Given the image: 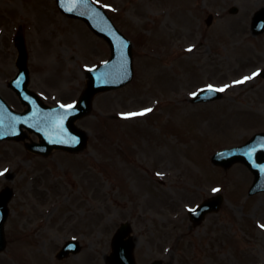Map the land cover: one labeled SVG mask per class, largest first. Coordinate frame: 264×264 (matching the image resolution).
<instances>
[{
    "label": "rangeland",
    "instance_id": "374dc122",
    "mask_svg": "<svg viewBox=\"0 0 264 264\" xmlns=\"http://www.w3.org/2000/svg\"><path fill=\"white\" fill-rule=\"evenodd\" d=\"M95 1L133 41L135 76L96 96L78 122L90 138L80 153L44 157L0 141V190L15 191L0 264H106L127 220L138 264H263L264 192L248 194L254 174L245 164L225 169L211 157L264 131V32H252L264 0ZM19 33L30 85L50 105L75 102L85 69L110 56L108 43L55 0H0V93L17 110L24 106L8 82ZM209 85L223 97L193 103ZM216 193L220 211L192 226L188 209ZM72 238L82 250L58 259Z\"/></svg>",
    "mask_w": 264,
    "mask_h": 264
},
{
    "label": "water",
    "instance_id": "95a60500",
    "mask_svg": "<svg viewBox=\"0 0 264 264\" xmlns=\"http://www.w3.org/2000/svg\"><path fill=\"white\" fill-rule=\"evenodd\" d=\"M58 2L63 11L83 18L97 34L106 38L112 46V56L104 64L88 70L89 79L86 89L76 105L72 108L62 105L50 107L28 87L30 73L27 66V51L23 39L18 38L19 72L10 85L29 108L25 112H17L0 96V139L23 140L27 136L24 128H27L31 132H36L41 138L40 142H27V148L44 155L50 154L55 148L68 151L82 150L87 145L88 138L87 133L76 126V120L91 111L92 100L96 93L120 87L129 82L134 74L132 43L102 8L88 0H58ZM232 11L237 9L233 8ZM253 27L256 32L264 30V9L256 15ZM220 96L221 93L217 90L208 89L199 92L195 101ZM263 148L264 134H257L244 146L215 154L213 161L225 167L237 160L246 162L256 173V181L250 191L253 193L264 189V157L258 155ZM11 195L10 188L0 194V250L6 246L4 224L9 212L7 203ZM221 202L222 196L206 201L193 211L195 214L198 213L193 219L199 222L208 211L218 210ZM129 232V224H123L119 229L113 240L114 251L108 264H136L133 255L134 241L131 237L126 238ZM79 249L78 243L69 242L58 255L64 257L71 251L77 252Z\"/></svg>",
    "mask_w": 264,
    "mask_h": 264
},
{
    "label": "snow or ice",
    "instance_id": "6c2138e0",
    "mask_svg": "<svg viewBox=\"0 0 264 264\" xmlns=\"http://www.w3.org/2000/svg\"><path fill=\"white\" fill-rule=\"evenodd\" d=\"M255 75V74H254ZM251 77H245L244 78V80H247V79H250ZM244 81L243 80H241V81H236V83H243ZM212 86L211 85H209V88H211ZM217 91H223L224 89L223 88H221V89H216ZM62 107H67V108H72L73 107V105H67V106H63L62 105ZM149 111H151V109H145L143 112H139V113H128L127 115H129V116H136V115H143L145 112H149ZM214 191H218V189L217 190H214Z\"/></svg>",
    "mask_w": 264,
    "mask_h": 264
}]
</instances>
